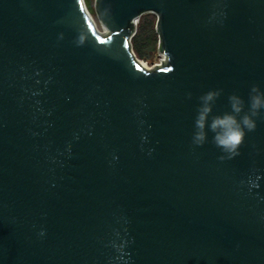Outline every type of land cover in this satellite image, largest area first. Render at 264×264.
Segmentation results:
<instances>
[{
	"label": "water",
	"instance_id": "water-1",
	"mask_svg": "<svg viewBox=\"0 0 264 264\" xmlns=\"http://www.w3.org/2000/svg\"><path fill=\"white\" fill-rule=\"evenodd\" d=\"M94 8L0 0V264H264V120L232 159L191 142L199 95L264 90V0Z\"/></svg>",
	"mask_w": 264,
	"mask_h": 264
},
{
	"label": "clouds",
	"instance_id": "clouds-1",
	"mask_svg": "<svg viewBox=\"0 0 264 264\" xmlns=\"http://www.w3.org/2000/svg\"><path fill=\"white\" fill-rule=\"evenodd\" d=\"M222 94V89H210L197 97L191 137L194 146L202 147L208 142V132L213 133L211 142L223 153L221 161L239 156L246 133L255 131L258 119L264 120V90L259 85L250 87L247 102L235 92L229 94V110L213 114ZM187 98L192 99L191 92Z\"/></svg>",
	"mask_w": 264,
	"mask_h": 264
},
{
	"label": "trees",
	"instance_id": "trees-1",
	"mask_svg": "<svg viewBox=\"0 0 264 264\" xmlns=\"http://www.w3.org/2000/svg\"><path fill=\"white\" fill-rule=\"evenodd\" d=\"M156 23L157 18L153 14H143L132 39L135 54L143 60L158 53L159 36Z\"/></svg>",
	"mask_w": 264,
	"mask_h": 264
},
{
	"label": "rangeland",
	"instance_id": "rangeland-1",
	"mask_svg": "<svg viewBox=\"0 0 264 264\" xmlns=\"http://www.w3.org/2000/svg\"><path fill=\"white\" fill-rule=\"evenodd\" d=\"M86 2V6L88 8V10L90 11V13L92 14V16L95 18V20L97 21L98 23V26H99V29L102 30L101 26L99 25V20L97 18V14L95 12V8H94V5H95V0H85ZM155 16V15H154ZM156 17V16H155ZM135 53V52H134ZM137 56V55H136ZM138 60L142 61L144 64H147L148 66H151L152 64L154 63H158V60H159V54L156 52L154 55L150 56L149 58H146V59H141L140 57H138Z\"/></svg>",
	"mask_w": 264,
	"mask_h": 264
},
{
	"label": "built area",
	"instance_id": "built-area-1",
	"mask_svg": "<svg viewBox=\"0 0 264 264\" xmlns=\"http://www.w3.org/2000/svg\"><path fill=\"white\" fill-rule=\"evenodd\" d=\"M139 22H137V25H138ZM134 51V50H133ZM158 54H159V60H158V63H154L152 64L151 66H148L147 64H144L142 61L141 64L146 68V69H150L152 68L155 64H162V60H166L165 56L163 54H161L159 51H158ZM136 55V54H135ZM137 57V56H136Z\"/></svg>",
	"mask_w": 264,
	"mask_h": 264
}]
</instances>
